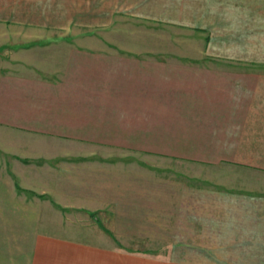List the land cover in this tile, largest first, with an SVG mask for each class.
Segmentation results:
<instances>
[{"label": "crops", "instance_id": "obj_1", "mask_svg": "<svg viewBox=\"0 0 264 264\" xmlns=\"http://www.w3.org/2000/svg\"><path fill=\"white\" fill-rule=\"evenodd\" d=\"M79 6L0 0V69L34 70L35 78V69H53L51 54L70 52ZM243 18L241 59L190 62V94L197 96L190 100V147L213 153L186 160L183 176L150 171L149 160H109L105 151L102 160L96 150L46 160L35 178L30 170L33 187L18 195L53 202L44 212L58 209L62 221H42L27 207L30 250L5 252L9 230L0 229V264H264V13ZM198 162L241 171H192Z\"/></svg>", "mask_w": 264, "mask_h": 264}, {"label": "rangeland", "instance_id": "obj_2", "mask_svg": "<svg viewBox=\"0 0 264 264\" xmlns=\"http://www.w3.org/2000/svg\"><path fill=\"white\" fill-rule=\"evenodd\" d=\"M81 1L69 54H51L63 69H35L37 78L22 67L0 69V229L9 230L5 252L13 256L26 254L34 237L22 224L31 223L27 207H36L42 221H62L57 207L44 212L53 202L18 195L33 187L30 170L34 176L46 160H77L86 150L102 160L105 151L109 160H149L150 171L183 176L190 171L186 160L211 155L190 147V100L197 97L190 94L196 71L190 62L241 59V19L264 13V0ZM51 77L55 83H42Z\"/></svg>", "mask_w": 264, "mask_h": 264}, {"label": "trees", "instance_id": "obj_3", "mask_svg": "<svg viewBox=\"0 0 264 264\" xmlns=\"http://www.w3.org/2000/svg\"><path fill=\"white\" fill-rule=\"evenodd\" d=\"M17 188L20 190L21 188L17 185Z\"/></svg>", "mask_w": 264, "mask_h": 264}]
</instances>
